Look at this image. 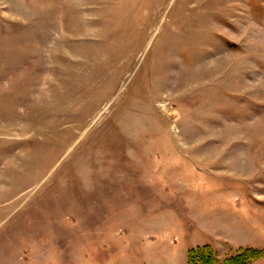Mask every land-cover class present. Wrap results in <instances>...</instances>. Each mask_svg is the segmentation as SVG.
Here are the masks:
<instances>
[{
  "label": "rangeland",
  "instance_id": "rangeland-1",
  "mask_svg": "<svg viewBox=\"0 0 264 264\" xmlns=\"http://www.w3.org/2000/svg\"><path fill=\"white\" fill-rule=\"evenodd\" d=\"M264 264V0H0V264Z\"/></svg>",
  "mask_w": 264,
  "mask_h": 264
},
{
  "label": "trees",
  "instance_id": "trees-1",
  "mask_svg": "<svg viewBox=\"0 0 264 264\" xmlns=\"http://www.w3.org/2000/svg\"><path fill=\"white\" fill-rule=\"evenodd\" d=\"M257 255L245 249L238 251L234 256H230L227 260H224L223 264H248L250 260L256 259L258 257ZM188 264H217V261L211 248L204 246L191 250L188 253Z\"/></svg>",
  "mask_w": 264,
  "mask_h": 264
}]
</instances>
